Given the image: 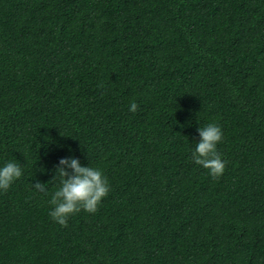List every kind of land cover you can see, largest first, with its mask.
<instances>
[{
  "label": "trees",
  "instance_id": "obj_1",
  "mask_svg": "<svg viewBox=\"0 0 264 264\" xmlns=\"http://www.w3.org/2000/svg\"><path fill=\"white\" fill-rule=\"evenodd\" d=\"M211 122L218 178L191 158ZM73 155L110 191L60 225ZM9 160L0 264H264V0H0Z\"/></svg>",
  "mask_w": 264,
  "mask_h": 264
},
{
  "label": "clouds",
  "instance_id": "obj_2",
  "mask_svg": "<svg viewBox=\"0 0 264 264\" xmlns=\"http://www.w3.org/2000/svg\"><path fill=\"white\" fill-rule=\"evenodd\" d=\"M138 105L132 101L129 111L135 112ZM199 139L191 149L192 161L208 170L213 178H218L226 168L218 145L223 138L222 127L215 122L208 123L198 128ZM71 151V149H69ZM53 180L58 179L59 186L52 193V205L49 216L60 225H65L68 218L82 209L95 213L110 191V183L103 170L99 167L82 165L80 160L73 156L61 157L55 167ZM24 173L21 164L9 160L0 163V191H6ZM45 184L36 182L33 187L45 191Z\"/></svg>",
  "mask_w": 264,
  "mask_h": 264
}]
</instances>
